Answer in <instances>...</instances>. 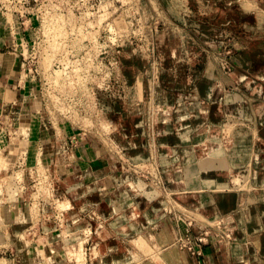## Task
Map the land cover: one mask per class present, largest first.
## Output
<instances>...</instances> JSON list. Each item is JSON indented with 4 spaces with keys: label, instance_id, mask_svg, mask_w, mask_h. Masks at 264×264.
I'll return each mask as SVG.
<instances>
[{
    "label": "rangeland",
    "instance_id": "obj_1",
    "mask_svg": "<svg viewBox=\"0 0 264 264\" xmlns=\"http://www.w3.org/2000/svg\"><path fill=\"white\" fill-rule=\"evenodd\" d=\"M0 53V264H264V0H0Z\"/></svg>",
    "mask_w": 264,
    "mask_h": 264
},
{
    "label": "bare ground",
    "instance_id": "obj_2",
    "mask_svg": "<svg viewBox=\"0 0 264 264\" xmlns=\"http://www.w3.org/2000/svg\"><path fill=\"white\" fill-rule=\"evenodd\" d=\"M184 182L185 181H182L179 184H183ZM184 186H180L179 185L178 189L181 188V189L184 190ZM195 192L196 191L192 192L191 194H189L187 196H184V198L182 200L186 204V206L190 207L191 209H195L193 211L196 213L199 210L200 211H203V209L198 205L199 204V201H200V198L197 197V194ZM65 208H66V206H65ZM57 240H58L57 241V244L55 242V245H58L59 242H60V239L59 238ZM154 248H156V247L153 246L146 237H144L143 235H138L137 237L135 236V237L130 238L129 241H128V244L122 243L121 245H119L117 247V249H115V250L112 251V254L114 256H116V257H118V256H124V257L128 258V260H129V259L138 258L139 256H141V252L144 251L146 254H150V256L148 258H150V260H152L156 264H165V262H164V260L162 258V252H161V250H157V253H152ZM69 253H70V251H69ZM73 254L75 255L76 263L77 264H85V262H84L85 259H84V245H83V240H81V239L78 240L77 245H75L73 247ZM102 255H104V252L103 251L94 252L93 250H91V259H95L97 256H102ZM116 264H120V262H116Z\"/></svg>",
    "mask_w": 264,
    "mask_h": 264
},
{
    "label": "crops",
    "instance_id": "obj_3",
    "mask_svg": "<svg viewBox=\"0 0 264 264\" xmlns=\"http://www.w3.org/2000/svg\"><path fill=\"white\" fill-rule=\"evenodd\" d=\"M6 58H5V56L3 55V53H0V80H2V81H6V82H8V78H7V76H6V67H5V60ZM198 95H200V94H198ZM213 123V122H212ZM195 128H196V126H195ZM174 137H177L176 135L174 136ZM214 138H216V137H214ZM177 146H180V144L176 141V143L174 144V145H168V144H166V143H164V142H162L161 143V149H171L174 153H176V147ZM199 153L200 152H197V153H195L194 154V156H196L197 157V159H198V161H203V160H205V159H210V160H218V162L220 163V159L217 157V155L216 154H206V155H204V156H202V157H199ZM222 153H223V150H222ZM189 162H191L190 160H189ZM212 162V161H211ZM220 165L222 166V162L220 163ZM219 164H213V165H210V166H206V167H201V169H200V172H202V171H206V170H210V169H214V168H217V166L218 167H221ZM203 169V170H202ZM185 185V184H184ZM209 186V185H208ZM200 187V189H202L203 187H205V185H202V186H199ZM200 189L199 190H197L198 191V193H199V195H200V197H201V204H199V206L203 209V211H202V213H200L201 214V217H204V216H208L209 215V209L206 207V206H203V195L200 193ZM230 194V193H229ZM230 197H231V195H230ZM160 218V217H159ZM158 218V219H159ZM157 219V220H158ZM3 220H0V225L2 224V225H4L5 226V224H3V222H2ZM156 221V220H155ZM155 221H153V222H155ZM1 227V226H0ZM130 232L132 233V231L130 230ZM9 234V233H8ZM10 235V234H9ZM2 236H4L5 238H7L6 237V231L5 232H2V230H1V228H0V237H2ZM3 244V242H0V244ZM230 244H232V248L230 249V252H228L227 250V247H225L224 246V248L222 249L223 250V256H224V263L225 264H234L232 261H234L235 260V258H236V256L237 257H239V253L238 252H236L234 249H235V247H237V246H240V244H239V242L238 241H236L235 240V243L234 242H232V243H230ZM153 245V244H152ZM154 246V245H153ZM157 250H161V249H158V248H156ZM161 252H162V250H161ZM203 254H204V256H203V258H202V260H201V264H221V260H220V254H219V252H218V250L216 249V247L214 246V244L213 243H208V245H206V246H204V248H203ZM162 256H163V252H162ZM235 257V258H234ZM197 258V257H196ZM196 258H192V259H190V261L188 260V263L189 264H195L196 262H195V260H196ZM197 260H198V258H197ZM222 262H223V258H222ZM132 263H134V264H136L137 263V261H135V262H132ZM236 264V263H235Z\"/></svg>",
    "mask_w": 264,
    "mask_h": 264
},
{
    "label": "built area",
    "instance_id": "obj_4",
    "mask_svg": "<svg viewBox=\"0 0 264 264\" xmlns=\"http://www.w3.org/2000/svg\"><path fill=\"white\" fill-rule=\"evenodd\" d=\"M192 253H196L197 255H199L200 252L199 251H195V248H194Z\"/></svg>",
    "mask_w": 264,
    "mask_h": 264
}]
</instances>
